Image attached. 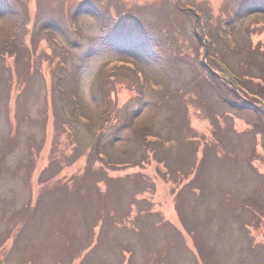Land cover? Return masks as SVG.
Listing matches in <instances>:
<instances>
[{
    "label": "rangeland",
    "instance_id": "374dc122",
    "mask_svg": "<svg viewBox=\"0 0 264 264\" xmlns=\"http://www.w3.org/2000/svg\"><path fill=\"white\" fill-rule=\"evenodd\" d=\"M0 264H264V0H0Z\"/></svg>",
    "mask_w": 264,
    "mask_h": 264
},
{
    "label": "trees",
    "instance_id": "16d2710c",
    "mask_svg": "<svg viewBox=\"0 0 264 264\" xmlns=\"http://www.w3.org/2000/svg\"><path fill=\"white\" fill-rule=\"evenodd\" d=\"M253 103H255V102H253Z\"/></svg>",
    "mask_w": 264,
    "mask_h": 264
}]
</instances>
